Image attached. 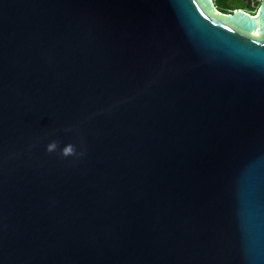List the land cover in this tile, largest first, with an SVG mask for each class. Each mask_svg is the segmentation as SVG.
<instances>
[{
	"label": "water",
	"instance_id": "1",
	"mask_svg": "<svg viewBox=\"0 0 264 264\" xmlns=\"http://www.w3.org/2000/svg\"><path fill=\"white\" fill-rule=\"evenodd\" d=\"M0 264H264V0H0Z\"/></svg>",
	"mask_w": 264,
	"mask_h": 264
},
{
	"label": "trees",
	"instance_id": "2",
	"mask_svg": "<svg viewBox=\"0 0 264 264\" xmlns=\"http://www.w3.org/2000/svg\"><path fill=\"white\" fill-rule=\"evenodd\" d=\"M238 2L239 0H214L216 7L222 11H227L234 8H244L246 6H249V4L245 3V1H241L240 3ZM255 3L256 5L248 7L249 10L253 11L256 8L257 2Z\"/></svg>",
	"mask_w": 264,
	"mask_h": 264
},
{
	"label": "flooded vegetation",
	"instance_id": "3",
	"mask_svg": "<svg viewBox=\"0 0 264 264\" xmlns=\"http://www.w3.org/2000/svg\"><path fill=\"white\" fill-rule=\"evenodd\" d=\"M241 1H245V3L250 4V0H241ZM241 1L239 0L238 3H240ZM255 2L258 3V0H257V1H253V3H255ZM243 9L248 10L249 12H254V10H255L256 8H255L253 11L249 10L248 6H246V8L244 7Z\"/></svg>",
	"mask_w": 264,
	"mask_h": 264
},
{
	"label": "rangeland",
	"instance_id": "4",
	"mask_svg": "<svg viewBox=\"0 0 264 264\" xmlns=\"http://www.w3.org/2000/svg\"><path fill=\"white\" fill-rule=\"evenodd\" d=\"M253 1H257V0H250V4L248 7H252L253 5H256V3H253ZM246 8V7H245Z\"/></svg>",
	"mask_w": 264,
	"mask_h": 264
}]
</instances>
